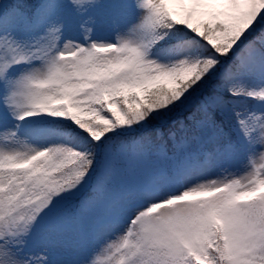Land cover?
I'll list each match as a JSON object with an SVG mask.
<instances>
[{"label": "snow or ice", "instance_id": "snow-or-ice-1", "mask_svg": "<svg viewBox=\"0 0 264 264\" xmlns=\"http://www.w3.org/2000/svg\"><path fill=\"white\" fill-rule=\"evenodd\" d=\"M0 264H264V0H0Z\"/></svg>", "mask_w": 264, "mask_h": 264}]
</instances>
